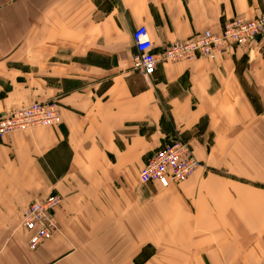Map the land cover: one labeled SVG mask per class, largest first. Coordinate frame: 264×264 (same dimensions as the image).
<instances>
[{
  "label": "crops",
  "instance_id": "1",
  "mask_svg": "<svg viewBox=\"0 0 264 264\" xmlns=\"http://www.w3.org/2000/svg\"><path fill=\"white\" fill-rule=\"evenodd\" d=\"M263 13L264 0H0V25H34L0 30V118L35 100L57 101L62 115L58 125L0 136V264H127V224L145 231L142 217L151 225L160 210V183L142 184L139 173L180 138L204 166L167 188L166 215L188 237L165 245L188 251L147 264H264V190L242 179L253 184L256 167L264 183V37L218 58L160 63L152 76L132 61L140 25L161 52ZM207 168L217 173L206 177ZM203 190L214 199L212 226L198 220ZM51 194L61 197L60 229L30 249L21 217ZM146 237L132 238L139 246Z\"/></svg>",
  "mask_w": 264,
  "mask_h": 264
},
{
  "label": "built area",
  "instance_id": "2",
  "mask_svg": "<svg viewBox=\"0 0 264 264\" xmlns=\"http://www.w3.org/2000/svg\"><path fill=\"white\" fill-rule=\"evenodd\" d=\"M223 28L221 36L216 35L210 29L195 33L194 39L191 40L193 51L190 54L199 53L203 56H213L217 50L225 51L227 47L232 50L236 46L250 45L256 40V37L264 35V15L254 17L250 22L245 20L243 15L235 16L229 19ZM133 39L137 49L132 58L133 69L146 76L153 75L160 62L171 60V54L185 46L181 41H174L169 43L161 54H157L146 25H140L134 30ZM219 43L221 45H218ZM55 105L57 104L51 101L38 103L36 109L38 112H44L50 107H54V112L50 117L44 118L45 114L43 113H41L43 116H34L39 117L38 123L52 126L60 124L62 121L61 110H58ZM18 111L10 112L0 119V136L26 130L28 124L31 123L30 116L22 117L27 113L23 110ZM17 117L27 119V125L15 122ZM180 148L186 150L185 145L176 141L157 150L150 164H146L140 171L139 176L143 183L158 181L163 186H168L171 181L169 178L173 175L182 176V179L188 178L187 174L192 173L196 167L193 165V168L187 170L186 173L181 172L184 165L180 162L179 156L184 153L177 152ZM60 202L61 197L52 194L40 200L36 199L25 210V228L35 231L29 241L31 249L36 248L58 231V221L53 212Z\"/></svg>",
  "mask_w": 264,
  "mask_h": 264
},
{
  "label": "rangeland",
  "instance_id": "3",
  "mask_svg": "<svg viewBox=\"0 0 264 264\" xmlns=\"http://www.w3.org/2000/svg\"><path fill=\"white\" fill-rule=\"evenodd\" d=\"M33 12H34L33 9H29V20H30V18L32 16H34L35 13H33ZM261 15H264V13L261 14ZM243 16H244V19L245 20L247 19V21H249V22L252 21V19L254 18L252 16H247V15H243ZM0 26H3L0 30H2L3 32H6V31L12 30V29L15 30V31H17V30L19 31L20 29H22V27L23 28H25V27H32L34 25L31 24V23H29V24L28 23L27 24H23L21 21H19L18 23L14 24L12 26L9 25V24L8 25L3 24V25H0ZM223 27H224V25H223ZM223 27L218 32H215L214 31V33L216 35H218V36H221L223 34V31H224V28ZM148 31H149V29H148ZM195 35L196 34H193V35H191L190 37H188L186 39L177 40V41H181L182 44H184L185 46L183 48H180L178 50H175L171 54V60L166 61V62H170V63H180V62L194 61L196 59L204 58V57H207V58H218V57L223 56L224 54L229 53L231 51L229 49V47H227V48H225V51H218L217 50V52L213 56H210V55L203 56V55H201L199 53H196V54H192L191 55L190 53H192V51H193L192 50L193 48H192L191 40L194 39ZM150 37H151V34H150ZM261 37H264V35L263 36H258L255 39L257 40V39H259ZM218 45H221V44L219 43ZM233 49H234V47H233ZM162 52L163 51L156 52V53L157 54L158 53L161 54ZM160 63H165V62H160ZM159 64H158V66H159ZM249 90H250L249 93L252 96L251 99H252L253 106H254L255 110H261V96H260L261 94H259L256 89H253V90L252 89H249ZM40 102H42V101H38V100L32 101V102L28 103L27 105H24V106L19 107L15 111H18V110L19 111H22L23 110V112H26L27 113L26 115H22V117H26V116H30V117L43 116L41 113L45 114L44 115V118L50 117L51 116V113L54 112V107H50L49 109H47L44 112H38L36 109H37L38 103H40ZM47 102H49V101H47ZM51 102L56 103L57 104V105H55L56 108L58 110L60 109V105H59V103L57 101H51ZM19 119L20 118L17 117V119H16L15 122H19ZM19 123H24L25 125H27V121L26 120L23 121V122H19ZM29 124L30 125H28L27 128H26V130H23V132L29 131V130L35 128V127H41V126L51 127L52 126L50 124H42V123H34V122H31ZM176 141H178L179 143H182L183 145H185V148L187 150V153H186V150L185 149H182V148H180V150L177 151L179 153L180 152L184 153V154H182V155L179 156L180 162L184 165L181 172L186 173L187 170H191L193 168V165L196 168H195L194 171L192 170L193 171L192 173L189 172L187 174V176H189V177L188 178L186 177L185 179H182V176L179 177V176H174L173 175L172 177L169 178V180H171V181H170V185H168V186H163L158 181L143 183L142 179L139 176V180H140V182L142 184L160 183L162 185L161 186L159 184L160 186L158 185V190H154V192H156V194H158V196L161 197V200L159 201V206H158V208L160 207V210H158L159 213L156 216L155 221L151 225L149 223L151 217H149V216L148 217L147 216L142 217V220H141L142 221L141 228L142 227H146V225H147V228H146L147 230H145V231H139V230H137L138 229V226H139L138 224L137 225L136 224L135 225H133V224L131 225L130 224L129 226L127 224V227H130L132 229L130 231L131 233H129L127 231L126 238H125L126 250L122 254V255H125V258L127 260V264H147V262H149L150 259L151 258H154L155 256L165 257L166 255H172L173 254L172 251H179V255H182V251H188V248H168L165 245V241L166 240L169 243H171V240L178 241L177 242V244H178V243H181L182 240L187 239V237H188V233L187 232L184 234V233H182L180 231V229H183V230H187V229L181 228V226H177L176 225L177 222L179 221V219L177 218V216L176 215H171V214H170V216L169 215L168 216L166 215V212H165V202H166L165 201V198L167 197L166 196V192L168 190L167 188H169L170 186H173V187H175L177 189H181L179 186L182 183H184L185 181H187L190 178V176L193 175L198 169H200L201 166H204V164L197 157V155L195 154V151L193 149L192 143L189 140H187V139H181V138L180 139H175V140H172L170 142L165 143L162 147L166 146L167 144H171L173 142H176ZM162 147H160V148H162ZM152 160H153L152 158L149 159L146 164H150V162ZM254 170H255V172H257L254 175L255 181L256 180L261 181L260 178H257V176H258V169L256 167H254ZM206 171L208 172V174H207ZM214 172L217 173V170H215L214 168H212V169L211 168L210 169L209 168L204 169V176L209 177V175L210 174H213ZM224 174L226 175L227 173H224ZM242 179L245 180V181H247L248 186L249 185H253L254 187H257V188H260V189L264 190V183L257 182V181L256 182L253 181V184H250V183H248V182H250V180H246L245 178H242ZM208 191L203 190L202 193H201L204 196L201 197L202 201L200 203V208L198 210L201 214L198 217V220L200 221V223H202V221H204L206 219H208V220L210 219V221H206V224H207V226H212L213 224L217 223L216 222L217 219L214 221V212H212L213 211V208H214V199H213V197H211V195L205 194ZM211 192H212V190H210L209 193H211ZM40 199H43V198H39V200ZM237 202L238 203H242L243 201L242 200H239ZM257 202H260V201L257 200ZM60 204H61V202H60ZM179 206L180 207L182 206L181 203H175V205H173V207L175 209L176 208H180ZM161 210L165 214L164 213H161ZM53 215L56 217V219L58 221V231H59V229H60L59 218L57 217V214L55 213V211L53 212ZM21 218H22L21 221H20L21 227H25V215H23V217H21ZM152 219H153V217H152ZM134 228L136 230H133ZM153 230H156V231H153ZM136 231H138L139 233H137ZM29 232L32 235L35 231L34 230H29ZM138 234L144 235V236L146 235L147 236L146 239H142V242H141V244L139 243V246H137L138 245L137 243H134L133 242V238H132L134 236H137ZM243 234H244L243 226L239 224L238 231H237V237L234 236V240L237 241L239 239V237L241 235H243ZM260 235L261 234H254L251 238L254 239L255 241L260 242L261 241ZM155 236H157V238H155ZM206 236H209V234L207 233ZM150 237L151 238L158 239L157 242L155 240H151ZM49 239H46L45 241H47ZM29 241H30V239H29ZM28 244H29V247H30V242ZM177 244H174V246H177ZM39 246H37L36 248H32V249L35 250ZM238 248H239V250H241V248L243 250H247L246 245H244L243 247H238ZM253 250L255 251L254 253L257 252L256 247L253 248L252 251ZM198 252H199V249H197L194 254H197ZM131 258L134 260V263H129V262H131ZM153 264H165V261H161L160 260V262H155Z\"/></svg>",
  "mask_w": 264,
  "mask_h": 264
},
{
  "label": "bare ground",
  "instance_id": "4",
  "mask_svg": "<svg viewBox=\"0 0 264 264\" xmlns=\"http://www.w3.org/2000/svg\"><path fill=\"white\" fill-rule=\"evenodd\" d=\"M25 120L28 121L27 119H19V122H23ZM29 121L30 122H34V123H38L39 122V117H29ZM28 125H30V124H28Z\"/></svg>",
  "mask_w": 264,
  "mask_h": 264
}]
</instances>
